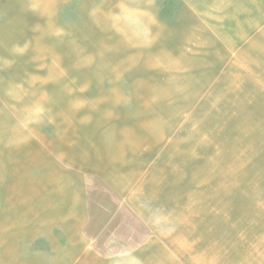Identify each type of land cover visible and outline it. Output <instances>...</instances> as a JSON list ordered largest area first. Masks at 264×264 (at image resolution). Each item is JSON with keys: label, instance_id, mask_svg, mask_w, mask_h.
Masks as SVG:
<instances>
[{"label": "rangeland", "instance_id": "374dc122", "mask_svg": "<svg viewBox=\"0 0 264 264\" xmlns=\"http://www.w3.org/2000/svg\"><path fill=\"white\" fill-rule=\"evenodd\" d=\"M157 251L264 264V0H0V264Z\"/></svg>", "mask_w": 264, "mask_h": 264}, {"label": "crops", "instance_id": "0c3cea01", "mask_svg": "<svg viewBox=\"0 0 264 264\" xmlns=\"http://www.w3.org/2000/svg\"><path fill=\"white\" fill-rule=\"evenodd\" d=\"M88 183V182H87ZM86 182L83 183L84 187L87 189V184ZM86 205V213H87V199H85L82 204ZM87 224V223H86ZM173 254H170L169 252H161L157 251L153 253L150 257L145 259L144 264H174L173 262L175 261L174 257L172 256Z\"/></svg>", "mask_w": 264, "mask_h": 264}]
</instances>
